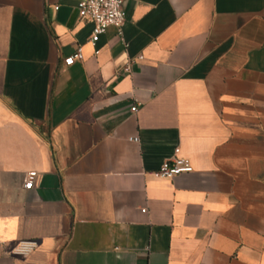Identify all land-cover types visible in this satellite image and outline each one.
<instances>
[{
	"label": "crops",
	"instance_id": "obj_1",
	"mask_svg": "<svg viewBox=\"0 0 264 264\" xmlns=\"http://www.w3.org/2000/svg\"><path fill=\"white\" fill-rule=\"evenodd\" d=\"M77 1L0 0V264H264V0Z\"/></svg>",
	"mask_w": 264,
	"mask_h": 264
},
{
	"label": "built area",
	"instance_id": "obj_2",
	"mask_svg": "<svg viewBox=\"0 0 264 264\" xmlns=\"http://www.w3.org/2000/svg\"><path fill=\"white\" fill-rule=\"evenodd\" d=\"M123 1L124 0H78L76 3L77 15L79 18L86 19L91 22V35L90 42L94 44L98 36L101 35L105 29L109 26L115 28L116 33L120 35L121 26L124 22L123 13ZM95 53V52H94ZM81 54L79 48L76 49L74 54L66 56L63 58L62 62L64 66L71 65L74 61L80 60ZM137 59H141L138 56ZM130 61L126 62L123 67V71L128 70V64ZM131 112L136 111V106H131L129 108ZM128 141L137 142L136 136H130L127 138ZM178 148H174L173 153L170 157L164 159L158 168L152 173L154 177L157 178H167L171 179L181 173H188L191 171V166L187 158L177 155ZM35 176V171H29L25 174L23 178L22 186L24 189H30L32 187L33 178ZM140 212H144L141 209ZM34 247L32 242H20L13 249L15 252L20 254H26L30 252Z\"/></svg>",
	"mask_w": 264,
	"mask_h": 264
}]
</instances>
